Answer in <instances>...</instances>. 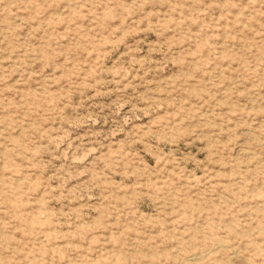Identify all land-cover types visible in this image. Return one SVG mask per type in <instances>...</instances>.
Listing matches in <instances>:
<instances>
[{"label":"rangeland","instance_id":"374dc122","mask_svg":"<svg viewBox=\"0 0 264 264\" xmlns=\"http://www.w3.org/2000/svg\"><path fill=\"white\" fill-rule=\"evenodd\" d=\"M0 264H264V0H0Z\"/></svg>","mask_w":264,"mask_h":264}]
</instances>
